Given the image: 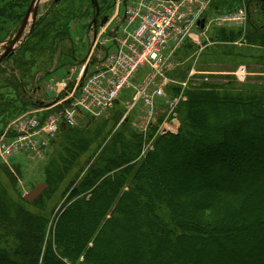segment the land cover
<instances>
[{"label":"trees","instance_id":"16d2710c","mask_svg":"<svg viewBox=\"0 0 264 264\" xmlns=\"http://www.w3.org/2000/svg\"><path fill=\"white\" fill-rule=\"evenodd\" d=\"M255 2L264 10L263 3ZM61 3L57 0L50 7L43 25L32 28L36 34L24 50L30 60L14 59L24 77L30 76L28 64L50 54L49 44L39 46L44 34L63 36L71 45L77 34L70 22L79 21L84 37L87 20L96 17L91 0L80 11L70 5L59 7ZM259 30L247 33L246 41L264 47V33ZM215 35L220 41L238 36L225 30ZM5 74L0 67V133L11 119L34 106L19 100L16 92H4L15 85ZM230 86L218 92L216 86L203 84L186 91V100L176 108L178 131L157 136L142 157L138 135L132 131L127 137L116 135L114 144L78 182L69 183L67 199L60 206L52 195L73 168L79 169L75 179L82 171L76 162L87 146L75 136L72 144L61 147V163L53 162V168L44 170L47 187L32 201L23 195L13 201L0 187V258L6 263L15 252L21 264H73L79 259V264H212L213 259L214 264H264V87L232 90ZM118 106L110 110H117L116 120L123 113ZM198 107L208 114H199ZM211 118L224 123H210ZM70 130L62 127L58 135ZM180 149L186 153L184 159L177 157ZM199 165L207 180L202 184L189 177ZM254 217L258 220L250 222ZM234 235L244 238L241 245L230 248ZM245 239L252 240L251 246Z\"/></svg>","mask_w":264,"mask_h":264},{"label":"rangeland","instance_id":"374dc122","mask_svg":"<svg viewBox=\"0 0 264 264\" xmlns=\"http://www.w3.org/2000/svg\"><path fill=\"white\" fill-rule=\"evenodd\" d=\"M30 1L1 0L3 3H0V10L3 9L4 13L0 14V28H2V31H0V55L11 45L14 36L20 28L22 22L20 18L29 8ZM56 1L40 0L32 6L28 22L19 41L13 45L9 57L4 58L0 63V67L6 73L5 79L10 77V81L15 84L12 90H4V92L9 95H13L16 92V94H19L18 99L21 101L26 100L28 103L29 101L33 103V100H43L47 102L48 98L46 95H49V98L54 97V91L49 90L47 85L49 81L50 84L58 81L64 73L63 70L60 73L56 71L64 67L69 72L74 65H81L82 59L91 48L93 34L89 31L90 35L86 39L82 37L77 27V22L79 21L73 20L69 25L75 27L74 33L77 36H74L75 34L72 35L74 41L73 43L71 42V45L63 36L49 32L48 34H44L39 46L44 43L49 44L50 47H47L50 54L44 59L39 60L37 64H28L30 76L24 77L22 70L14 67V59L18 56H20V60L22 61L30 60L29 55L24 51L27 48L25 46L30 41L31 36L36 34V28L48 16L50 13L48 10L56 4ZM59 1L63 2L59 7L65 8V5H70L74 8L79 7V11L80 8L82 9V7L87 6L86 0ZM95 1L91 2L94 8ZM103 1L105 2L103 4L111 5L114 0ZM194 10L196 11V22L198 23L194 25L191 36L187 37L181 47L174 53L167 56L165 64L162 66L161 76L155 77L158 85L162 86L160 87L162 94L153 96V90L157 89V86L148 88L146 92L149 96V103L140 99L138 102L133 103L131 109L127 105L126 107L124 105V102L131 99L137 93V89L140 87L139 84L151 72L149 66L134 75V86L131 87L129 92H122L123 94L119 100L122 102L119 103L117 109H122V117H127L128 115L127 119H129V123L126 124L121 119L116 120L114 113L117 110L110 111L98 119L91 121L86 117L77 118L78 121L74 124L72 130L51 138L52 140L49 141L50 145L48 149L40 154L41 156L15 154L13 156H6L5 160H0V187L4 189L6 195L11 200H21L22 195H28L39 184L43 186L42 190L47 187L44 170L48 167L53 168V162H57V164L61 163L59 161L63 153L61 147L66 146L67 143L72 144L73 139L71 140V138L74 136L83 139L81 142L87 146L85 152H82L76 162L78 167H82V171L75 179L79 169L73 168L64 177L57 192L52 195V198L59 200V206L67 199L68 193L64 194V192L69 183L78 182L86 169L92 166L98 157L114 144L116 135L123 133L127 137V132L130 131L138 135L142 140L140 153V157H142L148 150L152 149L154 140L160 135L161 129L174 130L176 128V131H178L180 123L176 108L180 102L186 100V91L198 89L203 84L216 86V91L218 92H220V88H225L224 86L226 85H231L230 88L232 90L253 85L264 87V47L259 46L261 45L259 43H257L259 45H256V43L252 45L246 41V34L250 33V31L252 32L260 28V34L264 33V10L261 6L255 0H197ZM238 11H241L243 16V19L240 21L236 19L239 15L236 16L235 13ZM68 12L70 11L68 10ZM103 13V11L99 14L95 12V16L101 17ZM105 14L107 13L105 12ZM225 17L227 18L225 19ZM33 27L36 28L31 32ZM220 30H225L226 32L232 31L235 33V36H238L231 40L220 41L219 37L215 35ZM72 45L75 52L72 55L70 54L69 58L75 59L73 64L71 61H68L66 55V52L73 49ZM186 45H190L194 49L186 50L184 48ZM95 54L96 51L93 57ZM242 67L246 69L244 77H240V69ZM76 74L77 72H73L72 77L75 78ZM48 77L49 79L47 80ZM44 81L48 83H44ZM174 87H177L176 91ZM197 110L199 114H206L208 112L207 109L202 107H198ZM145 118L146 120H144ZM143 121L145 124L142 123ZM210 123L221 125L224 122L222 119L217 122L211 118ZM178 156H183V159L186 157L183 149L178 151ZM246 163L248 164V162ZM202 166L199 165L198 169L196 168L194 172H190L189 176H195L201 184L207 182L204 178L205 173L202 171ZM223 166L228 168L229 163L223 162ZM153 180H158V177L153 178ZM58 208L57 206L53 209L50 221L53 220V216L58 211ZM205 215L208 214L205 213ZM256 220H258L256 217L249 219L250 222H255ZM258 234L256 232L252 236H257ZM249 235L247 234L246 237H249ZM242 238H244L242 235L230 237L231 243L229 247L234 248L241 245ZM245 240L251 246L252 240ZM187 242L191 243L189 239ZM187 246L189 245L187 244ZM7 260L5 263L0 258V264H21L22 262V259L15 252H11ZM213 260H211L212 264H214ZM218 261L221 260L219 259ZM79 262H81V259L73 262V264H79Z\"/></svg>","mask_w":264,"mask_h":264},{"label":"built area","instance_id":"2783aa9c","mask_svg":"<svg viewBox=\"0 0 264 264\" xmlns=\"http://www.w3.org/2000/svg\"><path fill=\"white\" fill-rule=\"evenodd\" d=\"M125 1L121 16L117 14L120 9L118 0L108 23L91 27L94 35L92 50H98L96 60L90 63L87 59L89 67L83 66V73L70 88H67L69 81L65 80L49 87L57 94L64 92V95L52 105L28 111L7 125L0 135L2 160L15 154L41 156L60 124L74 126L82 113L100 116L113 107L122 92L131 90L134 75L148 66L151 72L126 105L131 108L140 99L149 103L148 88L157 86L153 96L162 94V86L158 85L155 77L161 76L167 56L191 36L194 25L198 23L194 10L197 0ZM241 13H235L239 15L236 17L239 21L243 19ZM112 22L115 25L118 22L116 31L110 27ZM102 49L106 52L102 53ZM240 70V77H244V69ZM142 123L145 124L144 121ZM167 131L174 132L172 129Z\"/></svg>","mask_w":264,"mask_h":264},{"label":"water","instance_id":"95a60500","mask_svg":"<svg viewBox=\"0 0 264 264\" xmlns=\"http://www.w3.org/2000/svg\"><path fill=\"white\" fill-rule=\"evenodd\" d=\"M39 1H40V0H32V1H31L30 6H29V8L27 9V11H26V13H25V16H24V18H23V20H22V23H21V25H20V28H19L18 32L16 33V35L14 36L11 45H10L9 47H7V48L4 50V52L0 55V62L3 60V58H4L7 54H9L10 52H12V47H13V45H15V44L19 41V39H20V37H21V35H22L23 31H24L25 25L27 24V21H28L29 15H30V13H31V8H32V6H33L34 4H36V3H38ZM260 2L264 3V0H260ZM104 20H105V19H104ZM42 188H43V186H41V185L38 186V187L36 188V190L33 191V192H31V193L28 195V198H26V199H27L28 201H30V200H32L33 198H35V197H36V196L42 191Z\"/></svg>","mask_w":264,"mask_h":264},{"label":"crops","instance_id":"0c3cea01","mask_svg":"<svg viewBox=\"0 0 264 264\" xmlns=\"http://www.w3.org/2000/svg\"><path fill=\"white\" fill-rule=\"evenodd\" d=\"M103 3H105L103 0L101 1V5H102V7L104 6V4ZM106 5V4H105ZM110 12V11H109ZM81 65H83V63L81 64ZM80 65V66H81ZM76 69H78V67L76 68ZM81 69H82V67H80V71H81ZM62 70H63V74H62V78H67V74H68V72L65 70V68L64 67H61V69H59L58 71H56L57 73H60V72H62ZM57 73H55V74H57ZM61 79V78H60Z\"/></svg>","mask_w":264,"mask_h":264}]
</instances>
